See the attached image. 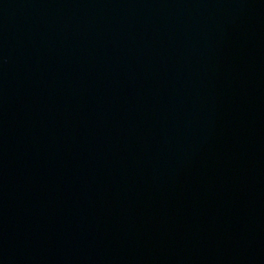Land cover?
Masks as SVG:
<instances>
[{
	"label": "water",
	"instance_id": "water-1",
	"mask_svg": "<svg viewBox=\"0 0 264 264\" xmlns=\"http://www.w3.org/2000/svg\"><path fill=\"white\" fill-rule=\"evenodd\" d=\"M0 264H264V0H0Z\"/></svg>",
	"mask_w": 264,
	"mask_h": 264
}]
</instances>
